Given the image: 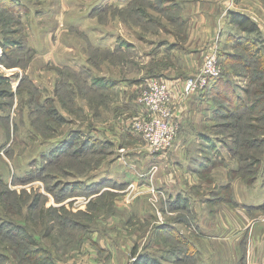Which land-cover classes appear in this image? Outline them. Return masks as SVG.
I'll use <instances>...</instances> for the list:
<instances>
[{"label": "rangeland", "instance_id": "obj_1", "mask_svg": "<svg viewBox=\"0 0 264 264\" xmlns=\"http://www.w3.org/2000/svg\"><path fill=\"white\" fill-rule=\"evenodd\" d=\"M20 3L24 11L18 14L19 18L16 16L17 20L11 14L12 8L7 11L0 10V40L5 38L20 40L17 49L22 48L24 52H30L22 54L17 51L19 55L14 54L20 57L18 61L22 66L20 68L7 69L0 63V74L18 75V85L12 89L13 101H16L13 115L17 131L11 130L7 137L12 154L8 153L7 149L0 155V177L7 183L6 187L0 183V264H36L25 256L33 246L52 250L55 259H61L68 264L74 262L104 264L110 262L105 256L107 251L112 253V258L115 253L119 256L120 251L114 248L127 242L133 243V251L125 264H134L139 254L154 256L163 264H240L236 237L233 236L232 239L227 235L228 230L221 229L225 221L220 217L223 212L220 213L219 207L226 204L235 208L233 200L237 194L240 195V185L237 191L234 185L231 186L232 182L240 181V177L251 181L249 174L244 173V176L240 173L242 163L258 164L260 160L264 163V154L261 152L264 149V119H260L264 116V73L257 76L260 75V70H264V66H261L256 57L248 54V63L245 67L236 59L228 63L227 56L221 57L223 66H220L225 71L222 79H219L222 85L220 93L215 91L220 96L212 97L213 100H210L219 102L216 104L214 102L207 109L201 106L197 108L195 105L196 108L184 110L179 116L180 129L188 118V116L185 118V114L197 112L204 114L207 110L206 115L216 117L213 115L215 105L220 101L229 102L224 97L225 94L232 98L231 104L239 101L245 106L255 107L254 111L249 113H252L251 116L258 121L248 122L243 116L240 122L235 118L228 119L232 126L230 129L219 128L220 134L224 137L225 134L227 135V143L231 142L234 135L240 133L237 137L240 149L230 145L234 148L233 153L230 149L207 151L206 156L209 158L211 155L214 166L212 169L196 166L198 176L192 194L195 197L194 208L191 204L190 211L183 207L179 209L166 201L167 199L165 203L162 198L156 201L155 196L150 194L154 205L149 208V217L140 216L136 212L140 209L139 199L143 195H137L136 198L133 195L131 198L129 196L132 193H142V186L138 181L140 185L136 184V188L133 189L132 184L128 185L131 178H127L125 173L130 176L136 174L135 179L139 178L140 174L144 176L145 173L148 175V180L154 182L155 174L159 172L154 166L158 163L153 162V158L143 162L142 154L151 153L144 140L128 141L129 143L124 145L128 137H122L123 132L131 130L127 127L134 120V114L121 119L119 101L116 103L117 106H114L113 109L116 111L113 113L110 106L96 105L102 102L107 104L110 100L116 101L117 98H121L122 90L120 92L118 88L106 91L102 95V101H97L98 103L83 98L77 93L74 94L75 105L80 104L84 107V118L81 123L77 122V119H72L73 123L66 121L61 127L56 126L55 136L58 138H55L56 142L65 137L68 140L73 139V133L79 131L80 137L76 142L78 145L89 133H100L105 143L97 144L98 147L90 152L68 156V162L62 163L59 167L53 166L50 170L52 178L48 177L47 183L15 182L14 177L25 178L30 169L38 168L36 160L43 157V152L52 144L53 140L45 141L31 127V113L39 108V103L42 104V109L45 105L48 110L50 107H55L58 113H62V102L60 94L56 93V88L59 86L58 83L63 82L65 76L69 78L70 83L80 82L82 78L80 71L83 68L90 69V75L105 78L114 84H122L146 76L165 81L174 93L181 92L184 81L198 73L204 62L203 55L206 54L203 43L188 38L191 29V26L187 25L189 13L181 9L180 0H20ZM129 3L134 6H128ZM119 9L125 11L121 12ZM260 12L264 14V4L261 5ZM71 25L85 31L81 33L71 30ZM262 25L264 30V18ZM71 28L75 27L71 26ZM226 28V25L220 28L222 36L224 33L227 34ZM73 34L76 35L77 40L70 38ZM51 38L53 43L74 47L71 54L68 55L59 49L55 55H48L46 40ZM224 42L225 40L220 42L219 48H224ZM257 42L264 55V33L261 38H257ZM234 52L240 53L239 50ZM2 55L3 48L0 42V57ZM82 65L85 66L82 68ZM65 67L70 70L73 67L72 71L74 70L77 76L63 75ZM79 68L80 70L77 71ZM254 78L257 82L250 83ZM87 80H91V77ZM13 82L15 84L14 80ZM7 88L6 84H0V90L5 91ZM257 90H261L263 95L257 94ZM140 91L141 89H138L134 92H137L134 98L138 97ZM8 97L9 94H6L5 98L0 97V101L3 103L10 101ZM180 97L178 101H184ZM260 97L263 98L254 106V101ZM133 100L131 97V101ZM187 104L191 106L192 103L184 101L182 105H177L178 111L183 110ZM0 110L3 112L4 109L0 108ZM139 111H142L140 105ZM232 111L236 115H246L244 109L240 111L236 108ZM38 112L44 113L40 109ZM67 114L70 117L76 116V112L71 107L68 108ZM246 117L249 118V115ZM106 118L108 120L102 121ZM110 118L114 120L110 121ZM213 121L217 122L215 119ZM239 123L243 131L261 133L258 145L250 143L252 140L246 133L239 132ZM250 124H254L255 128L249 129ZM3 126L4 124L2 126L0 124V143L4 142L7 136ZM118 131L120 137H111L109 134L112 132L113 136H119L116 133ZM122 147L125 149H121ZM224 163H227L226 166ZM260 167L259 175H263L257 182L262 184L264 164ZM247 169L249 168L245 166L244 172ZM226 176L229 185L222 187L217 185L221 178L224 182ZM169 178H172V174ZM209 179L213 180L212 184L217 182L212 186L213 199L209 205L219 211L213 213V218H207L205 221L204 181L208 183ZM245 180L242 185L250 187ZM77 183L82 184L79 187H72ZM96 186L100 187L96 188ZM156 187L154 185L153 188ZM207 190H210L209 187ZM260 191H264L263 185ZM38 192L45 193L46 199L43 208L41 207L43 210H38V206L34 205V197ZM157 192L156 190V194ZM150 193L155 194V191ZM61 194H65L67 198L63 200L56 198L62 196ZM133 198L135 199L131 201ZM37 203L42 205L40 201ZM47 210L55 212H43ZM35 211L41 213L36 214ZM18 223H21L25 230L19 231L18 235L9 233V228L18 226ZM3 224L5 225L2 226ZM221 231L224 234L221 235ZM27 235L34 237L37 245L31 244L32 240L30 242ZM227 239L228 244L222 246V241ZM204 241L216 246H213L212 252L204 251V247L200 253L194 250L195 242ZM114 260L119 263L116 257ZM111 264H114L112 260ZM120 264L124 263L120 260Z\"/></svg>", "mask_w": 264, "mask_h": 264}, {"label": "crops", "instance_id": "obj_2", "mask_svg": "<svg viewBox=\"0 0 264 264\" xmlns=\"http://www.w3.org/2000/svg\"><path fill=\"white\" fill-rule=\"evenodd\" d=\"M180 3L182 5V8L181 7L180 8L184 10V12L189 13L187 17V25L191 26V29H190V34L188 38L189 40H193L196 42L199 41L203 43L205 45L204 53L207 52L211 46H216L218 47L219 50H223V52H226V53L233 52V49H234V43H233L234 39L233 38L234 37L237 38L242 35H245V33L240 31L238 27L231 21L229 12H241L243 14L248 15L253 21H255L258 24V26L264 33V30L262 29L263 28L262 19L264 18V14L260 12L261 5L264 4L263 0H180ZM120 6H124V5H120ZM224 25H226L227 27L226 28L227 34L224 33V35L222 36L220 34V28H222ZM71 26L75 28H71ZM71 26H70L71 30L74 29V30L80 31L81 33L85 31L84 29L80 27H77L74 25H71ZM224 36L226 37L224 38ZM70 38H76L77 40V37L75 34H73L72 37ZM88 38L90 39L89 35H88ZM224 40H225L223 44L224 48H219L220 42ZM46 42H47L48 55H55L59 49L61 50V52L65 51L69 55L71 54L74 48V47L72 48L68 46L67 44L63 45L61 43H53L52 38L46 40ZM193 45H195V42ZM84 66L82 65V68ZM79 70L80 68L77 71ZM12 75L7 74L6 76L10 77ZM145 77H141L134 81H130V82L122 83V84L113 83L114 89L118 88L120 92L122 90L121 98L119 99L117 98L116 101H109L106 105L102 103L98 105L102 107L110 106L112 113H113L116 111V109H113V108L114 106H117L116 103L117 101H119L121 103L120 105L121 119L124 116L131 117L133 116V114L134 116L137 115L138 113H140L139 104L137 103V100H136L137 98H134V95L137 94V92L136 93L134 92L136 90L138 91V89L140 90L144 86L146 80L148 79V77L146 78ZM13 80L15 81V84ZM11 84H12L13 89H15V85L16 87L18 85L17 78L16 79L11 78ZM180 93H181L180 91L173 93V101H176V103L181 95ZM207 93L198 92L184 99V101H191L192 104L191 106L187 104L185 105V108L183 110L181 111L179 110L178 111L179 116H181V113L184 110H189L190 108H193V107L198 108L201 106L203 109H207L208 107H210V105L213 104V101H210V100H213L212 97H214V95H211L212 93L207 95ZM131 97L134 99L133 101H131ZM96 103L98 102L96 101ZM174 106L177 108V104L174 103ZM76 107L80 110L84 109L83 105H80V104H76ZM15 109H16V101H14L13 106L10 109L8 110L4 109L5 112L4 110L3 112L0 110V116L9 115V119H10L9 128L3 121L0 120L1 126L4 123L3 128L7 135L6 140L0 143V147H1L0 155L4 154L7 148L8 149L11 148V144L9 143V140H7V137L11 133V130H13V132L17 131V125H15L14 115H13ZM216 110H217V106H215L213 115H215ZM206 113H207V110L204 112V114L203 113L198 114V112L194 114L190 113V115L185 114L184 115L185 118L186 116H188V118L186 119L185 123L182 125L173 146L167 151H163L162 153L161 152L159 153L151 152L150 154L148 153L142 154L143 162H148L149 160H151V158H153L154 159L153 162L158 163L157 166H154L159 171L157 172L158 174H155L156 176H155L154 182H150L148 180V175L145 173L143 174L144 176H142L141 174L140 176L138 175L139 178H136V179H135V176H137L136 174H133L132 176H130L125 173L127 178H131L130 184L128 185L132 184L133 189H135L136 184L137 186L141 184L142 189H143L142 193H139V194L132 193L131 194V197L133 195L135 198L137 197V195H140V194L143 195L139 199L140 209L138 212H136L138 215L140 216L144 215V216L149 217L148 215L150 212L149 208H151L152 204L154 205V202L150 198V194L152 196H155L156 201L162 198L163 202L165 203V200L167 199L166 201L171 202L172 205L176 207H183L189 211H190L189 207L191 204L193 208L195 207V204L193 203L195 197L192 196V194H194L193 191L195 190V187H196V176H198V171H197L196 166H199V168H202V169H212L214 164L212 163L211 155L209 158L206 156V153H208L207 151L213 152L215 150H218V151L223 150V149L229 150V144L226 141V137H224V135L220 134V132L216 130L217 122L213 121V119H216V117L215 118L210 117V115H206ZM60 114L66 118V121H69L71 123H73L74 121L72 119H77V122L81 123L82 118H84L82 111L80 114L76 113L75 117H70L67 114V110L63 106H62V113L60 112ZM114 116L115 115H113V117ZM107 118L102 121L109 119ZM111 119L112 118H110V121L114 120V119L112 120ZM30 121L32 120L30 119ZM98 121H101V120H98ZM31 127L34 128L32 126V123H31ZM127 128L130 129L129 126ZM34 131L39 135V137L45 139V141L53 140L49 148L43 152V155L49 154L53 147L58 146L60 140H63V139L68 140V138L65 137L56 142L55 138H57V136L46 137V136H42L35 128H34ZM76 132H79V131H75L74 133ZM102 133L105 135L103 131ZM116 133L119 136H113L114 133L109 132L111 137H116V138L120 137L119 131ZM92 134H93L92 136L96 140L103 139L100 133H97V134L92 133ZM123 134L124 136L122 137H126V136L128 137L124 145L129 143L128 141L134 142V140H143L139 135L136 136L133 130H128V131L125 130ZM98 143L99 142L95 144L97 145ZM96 147L97 146H94L92 150L95 149ZM121 149L124 150L125 148L122 147ZM143 155H146V157H143ZM43 158H45V156L41 157L40 159H37L36 162L39 164V162ZM44 161L46 162V159H44ZM165 173H166V176H165ZM170 174H172V178H169ZM261 175L257 176L256 178L254 177L253 179H251V181H246L245 179L240 177V181L236 180L232 182L231 186L234 185L237 191H239L238 187L240 185V188H239L240 195L237 194L233 200L234 205H235L233 207L235 208L229 207V205L227 206L226 204L221 205L219 207L220 213L223 212V215H221L220 217H222V221H225L224 223H222L221 229L226 230V231L228 230L227 235L232 237V239L236 237V243H237L236 245L240 252V259H239L240 264H264V191L263 192L260 191L261 186L262 185L264 186V183H263L264 181L261 180L262 184H259L257 182V180L259 179ZM157 177H159V179H157ZM243 180H245L246 184L248 183L247 185L250 187L243 186L242 185L244 184ZM138 181L140 182V184ZM35 182H41V181H35ZM204 182H205L204 192H206V194L204 195V205L203 206H204L205 221H206L207 218H213V213L218 212L219 209L215 210L214 208H211L209 205V202H211L213 199L211 197L212 196V190H211L212 186H215L217 182H215V184H212L213 183L212 179H209L208 183L206 180ZM229 183L230 182L228 181V177L226 176V178L224 179V182H223V178H221L220 182L217 183V185H220L222 187V186L229 185ZM198 184L202 186L201 183H198ZM154 185L157 186L155 189L153 188ZM150 186L152 188H150ZM207 187H209L210 190H207ZM156 190L158 191L157 194H156ZM154 191L156 195L150 193ZM135 198H133L131 201H133ZM205 227H206V224H205ZM205 227L204 229L206 230L207 227L206 228ZM222 234H224V232L221 231V235ZM190 242L193 243L191 240ZM228 242H229L228 239L226 241H222V246H224L225 244H228ZM213 246L215 245H212L208 243L207 241H204L201 243L195 242V244H193L194 250H197L199 253L202 247L205 248L204 251L206 250L208 253L212 252L213 251L212 249H214ZM101 248L104 249L103 247ZM114 249L116 251L119 250L120 253H119V256L118 254L115 253L113 255V258H112V253L104 249L105 251H107L105 253V256L107 257V261L110 259V262H107L104 264H111V260L113 261L114 264H120V260L125 264L127 262L128 257L131 255V252L133 251V243H130V242H127V244L121 243L119 247L114 248ZM220 249H223V247H220ZM114 257L117 258V261H119V263H117L114 260ZM56 261L58 262V264H68L58 258H56ZM69 264H80V263L74 262V263H69Z\"/></svg>", "mask_w": 264, "mask_h": 264}, {"label": "trees", "instance_id": "obj_3", "mask_svg": "<svg viewBox=\"0 0 264 264\" xmlns=\"http://www.w3.org/2000/svg\"><path fill=\"white\" fill-rule=\"evenodd\" d=\"M130 5V7H133L134 4H128V6ZM11 6V7H8ZM12 8V15L15 17V19L17 20V17L19 18L18 14H20L22 11H24V7L23 5H21L20 0H0V10H4L7 11V9ZM121 12L123 9H119ZM125 11V10H123ZM231 21L238 27V29L242 32L245 33V35H242L240 37H232L234 39V51L235 50H239L240 53H235L233 52H223V50H220V52L218 53V59H219V63L221 62V57L223 55L227 56L226 62L231 63L229 61H235L238 60L239 63L242 64V66H246L248 63L247 60V54L249 56L252 57H256L258 62L261 64V66H264V55H263V50L261 51V48L258 47V42H257V38L260 37L262 35V30L260 29V27L258 26V24L253 21L248 15L243 14L241 12H229ZM17 16V17H16ZM18 22V21H17ZM7 31L10 29H6ZM257 37V38H256ZM2 48H3V55L0 57V63L7 69L13 68V67H22L19 61L20 57H16L14 56V54H18L17 51L22 52V54H26V53H30V52H24V49L20 48L17 49V44H20V40H17L15 38H5L4 40H0ZM125 44V43H123ZM91 46V45H90ZM92 48V47H91ZM100 52V51H99ZM0 64V65H1ZM220 65H222V62L220 63ZM223 66V65H222ZM222 68V74L215 78V79H211L210 80V85L205 89L204 93H207L206 91L208 90V94L214 95L215 96H220L217 95L215 93V91L217 93H220L221 90V83L219 79H222V75H223V71H225V69ZM90 70V69H89ZM89 70H86L85 68H83L80 72V74H82V79L81 81H76V83L73 81V83H70L69 78H65L63 79V82L61 81L60 83L57 84V86L61 85L60 88L58 86L57 92L60 94V98H61V102H62V106L68 110L69 107H71L74 112L76 113H81L84 112V110H80L76 107L75 103H74V94H79L81 97L83 98H88L90 99L92 102L93 101H102V95L106 92V91H110L113 88V83L107 81L105 78H100V77H96V76H92L90 75ZM63 75H67L69 77H74L77 76L75 74V71L72 69L70 70V68L65 67L63 69ZM260 75H257L258 77L261 76L264 73V70H260ZM18 75H12V76H6L4 74H0V84H6V86L8 87L5 91L4 90H0V97L5 98L6 94H9V99L10 101H5L4 103L0 101V108H4L5 110L10 109L13 106V98H14V94H13V87L11 84V78H17ZM63 77V76H62ZM91 80H87V78H90ZM155 77V76H152ZM61 78V77H60ZM257 78V77H256ZM149 79V78H148ZM256 83L257 81H255V78L252 79L250 81V83ZM21 85V84H20ZM56 86V87H57ZM245 91H247V89H245ZM257 94L259 95H263L261 90H257L256 91ZM17 93V92H16ZM206 95V94H205ZM225 98L228 99L229 102H223L220 101V103H218L217 108L218 110H216L215 115H216V121H217V126H216V130L219 131V128H223V127H227L228 129H230L232 126L229 124L230 121H227L228 119H232L235 118L237 121L240 122V119L243 118L246 119L248 122H254V121H258L254 118V116H251L252 113L249 112H253L255 107L252 108V106H245V104H243V102H239L237 101L234 104H231V99L229 95L225 94L224 95ZM263 97L258 98L256 101H254V106L259 102L258 100L262 99ZM114 100V99H113ZM110 100V101H113ZM223 100H225L223 98ZM215 102H219V101H213V103ZM99 104V103H98ZM97 104V105H98ZM102 104H105L102 102ZM238 104V105H236ZM42 104L39 103V108H36L35 111H33V114L31 113V120H32V126L40 133L42 134V136H55V132H56V126L60 127L64 122H66V118L61 115L60 113H58L56 111L55 107H50V109L48 110L47 108L42 109L41 107ZM106 105V104H105ZM236 105V106H235ZM2 106V107H1ZM47 106V105H46ZM239 108L240 111L242 109L246 110L244 115H236L234 114V112L232 111V109H236ZM38 109H40L41 111H44V113H40L38 112ZM55 112V113H54ZM34 115L36 116V118H34ZM247 115H249V118L246 117ZM215 118V117H214ZM219 119V120H218ZM261 120L264 119V116H261L260 118ZM0 120L3 121L7 127L9 128V123H10V119H9V115L7 116H0ZM3 123V124H4ZM229 124V125H228ZM219 126V127H218ZM249 129H253L255 128L254 124H250ZM239 132H244L246 133L247 137H249L252 141L250 143H255L256 145H258V139L260 137L259 134H261L258 131H243L244 129L240 127V123H239ZM220 132V131H219ZM92 133H89L87 138L83 139V141L81 142V144H76L78 137H79V133L76 132L73 135V139L70 138L69 140L67 139H63L60 140L58 146L53 147L50 151L49 154H45L43 156H45V158H43V160H41L38 164V168H34V169H30L27 172V175L25 176V178H17L14 177V181H20V182H31V181H41V182H45L47 183V179L48 177L51 179V168L53 166L55 167H59L62 163L68 162V156L70 155H76V154H84L86 152H90L92 151V148L94 146H96L95 143L99 142L100 143H105V141L102 140H96L93 136ZM240 133H237L236 135H234L235 137H233V139L231 140V142H229V149L230 151H234V148L236 149H240V145L238 143V139L237 137H239ZM225 136L227 137V135L225 134ZM229 139V138H228ZM230 145H232V148ZM245 144H243L244 146ZM242 146V147H243ZM98 147V146H97ZM255 147V145H254ZM1 148V147H0ZM8 149V148H7ZM6 149V151H7ZM8 153L12 154V149H8L7 151ZM263 154H264V149H262ZM240 153V151L238 152ZM234 155L236 156V152L234 153ZM238 159H240L239 157H237ZM44 159H46V162L44 161ZM262 163V160L258 161V164H253V163H249L248 165H244L242 163V167H240V173L242 175H244V173H247L251 176V178L253 179L254 177L256 178L259 175L258 169H260V166ZM249 168L244 172V168ZM60 169V168H58ZM66 169V168H65ZM62 171H64V169H61ZM245 176V175H244ZM14 182V183H15ZM0 183L2 185H4L5 187L7 186L5 180H3L0 177ZM82 183H77L75 185H72V187H79V185ZM85 186V185H82ZM100 187V186H99ZM98 186H96V188H99ZM48 188V187H47ZM93 189V188H91ZM6 190V189H5ZM10 190V189H8ZM11 191V190H10ZM12 192V191H11ZM62 195V194H61ZM40 197L42 199H40ZM56 198H58L59 200H63L65 198H67V196L64 194L62 196H57ZM44 199H46L45 194L42 193H37L35 194L34 197V205L35 207L38 206V210H43L42 206H44ZM37 201L41 202V206L39 205V203H37ZM42 207V208H41ZM45 208V207H44ZM179 208V207H177ZM180 209V208H179ZM36 214L41 213L40 211H35ZM43 212H47V213H53L55 211L52 210H47V211H43ZM5 224H3L2 226H4ZM25 227L21 224L18 223V226L15 227H10L8 232L11 233L12 235H18V232H23V230ZM17 229V230H16ZM28 232V231H27ZM177 236L179 237L180 235L177 233ZM28 239H30L31 244L36 243V239L30 235H27ZM34 245H37L34 244ZM52 250L49 251L47 248H43L41 246L36 247L33 246L32 249L28 250L26 252V257L31 260L34 261L36 264L37 262H39L38 264H58V262L56 261V259L52 256ZM134 264H163L162 262H160L159 260H156V257L154 256H150L148 254H139L136 258V261L134 262Z\"/></svg>", "mask_w": 264, "mask_h": 264}, {"label": "built area", "instance_id": "obj_4", "mask_svg": "<svg viewBox=\"0 0 264 264\" xmlns=\"http://www.w3.org/2000/svg\"><path fill=\"white\" fill-rule=\"evenodd\" d=\"M218 53L216 46L208 49L198 73L184 81L182 100L198 92L204 93L210 80L222 74ZM173 93L174 90L165 81L149 78L136 99L142 111L134 116L129 127L145 141L152 153L167 151L178 136L181 122L178 109L174 106ZM183 102L175 104L182 105Z\"/></svg>", "mask_w": 264, "mask_h": 264}]
</instances>
